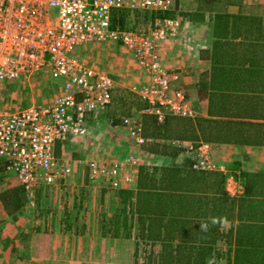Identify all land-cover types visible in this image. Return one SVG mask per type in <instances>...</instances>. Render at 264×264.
<instances>
[{
	"label": "crops",
	"instance_id": "obj_1",
	"mask_svg": "<svg viewBox=\"0 0 264 264\" xmlns=\"http://www.w3.org/2000/svg\"><path fill=\"white\" fill-rule=\"evenodd\" d=\"M177 1L180 0H176V3ZM182 1L184 4L185 1ZM196 2L197 4L189 6L185 14L182 13L183 24L178 36L161 41L158 44L162 66L169 73L179 74L178 79L173 81V86L186 91L188 100L194 109V115L192 116H179L169 113L165 116V119L168 116L183 118L188 125L189 135L192 138L175 139L171 142L144 136L146 141L143 144H138L134 139V144L130 145L127 134L116 133L119 130L123 131L124 134L129 133L124 124L125 118H133L135 122L143 127V118L146 120L153 117L154 114L144 112L150 106V103L143 99L138 92L141 86L151 82V78L142 67L125 68V66H122L120 61L125 63L126 59L128 61L133 58L132 55L120 43H108L109 46L105 49L110 52L105 50L106 56L108 54L113 55V62L115 63L113 66L118 68V72L115 73L108 67L107 72V75L114 79L116 85L112 91V101L105 110L88 114L87 131L83 135L69 133L66 138L57 140L54 146V154L60 164L72 166V179L79 177L83 170L79 163L77 164L81 160L79 158L85 155L89 158L92 156L95 152V140L100 135L98 127L107 123L111 130H107V128L105 132H115L113 137L109 134L108 142L114 145V148L109 145V149L122 154L129 149V151L133 150L138 153L136 155L141 156L142 161L137 168V180L135 183L124 185L118 189H112L105 181L104 186H100L99 190L94 191V186L91 185L92 182L89 179L87 166L89 159H87L84 168L87 173L85 179L77 184L82 187L80 195L75 192H71L72 195L58 192L62 191L60 185H65L63 183L52 185L42 183L37 189L33 200L28 197L24 190L25 203L18 209H14L13 204L6 206L3 196L6 192L17 189L22 185L15 173L8 170L6 162L0 158V257L5 258L7 253L19 250L17 247L20 244L27 251L25 254H20V257L13 256L14 259H1L0 264H140L139 259L141 256L139 255L141 252L146 256L145 264H158L154 262V256L161 250L162 245L154 243L148 238H142L140 234L136 204L139 193L144 190L147 191V196L154 193L158 194L161 197L160 199L166 197L168 205L164 214H224V212L238 214L231 219H226L224 222H218L216 236L215 239L213 238L212 253L208 254L209 256L205 260L207 264H247L250 252L259 250L261 240L253 238L254 231L251 233V230L247 227L257 221L249 218L248 220L243 219L242 222L240 216L241 214H245L244 218L250 214L252 216L254 213L251 209L252 200H264V66H262V70H259L257 69L258 66H249L250 62H241L240 60L244 57L259 58L264 63V46L261 51L251 49L241 52L240 50V54L237 56L239 61H236L235 65L232 64V61L235 60L236 54H226L229 56L227 58L217 55L213 52L216 38L211 32L213 25L210 20V13L207 11L205 22L193 20L190 17L199 9L198 0ZM176 3L171 11L177 9ZM226 4L222 0L219 4L220 9L230 13L245 11L246 13L262 16L264 23V3H255L253 0H238L237 6H227ZM230 25L237 26L238 23L234 25L231 22ZM242 33L241 37L233 39L235 42L233 44L239 45L243 40H247L243 36L249 39L252 38L255 43V38L263 36L264 30L254 29ZM97 44L99 43L93 42L78 48L83 51L88 48L90 54H92L96 51ZM256 44L259 47L260 44H263V41L260 40ZM110 46L112 49H109ZM135 63L139 65L136 60ZM109 66L111 65L109 64ZM46 72L41 71V73ZM120 72L134 78L135 83L126 84L124 82L125 84H118L116 79L119 80ZM37 73L40 74V71ZM47 73L50 74V88L47 89L48 92L44 89L46 93L40 94L34 91L33 87H39V84L34 83L32 86L31 82L27 87L24 86L23 90L15 89L11 93H8L9 87L0 89V108H2L0 111L9 110L12 105V95L15 93L21 95L19 98L20 104L26 92L29 93V97H27V99L30 98L29 104L43 105L51 102L60 93L63 80L52 77L51 72ZM38 79H42V77H38ZM117 85L122 88H116ZM55 86L58 87L56 89L57 93L54 97H51V94L55 92ZM121 93H126L127 96H125L129 98L127 105L130 104V98L134 99L135 97L136 99V96L144 100L145 104H142L141 107L131 106L129 116L127 114L121 115L118 112L119 109L118 114H116L112 111L115 102L114 97L118 95L116 100L119 101ZM25 107H22V109ZM170 127L175 128L176 126ZM100 131L103 134L105 133L104 130ZM117 135H120L119 138ZM116 138H118L117 141ZM179 141H191L194 145L198 143L207 144L211 159L217 164V168L204 170L194 168L196 154L194 151H188L186 147L181 148L182 151H186L181 154L179 159L170 156L172 154L169 151L168 153L164 152L169 150L167 146L170 143L177 146V148L181 147L177 143ZM124 144L128 146L127 149ZM154 144L157 146L155 148L158 151H154ZM162 144L167 146L161 147ZM120 148L124 150H119ZM97 153H101V151ZM185 160L192 162L191 171L194 170V172L190 173V177L187 179L183 177L179 183L176 182L174 186L170 185L171 189L168 188L169 185L161 183L159 169L177 163L181 164ZM211 172L216 173L212 175L214 178L210 176ZM142 177L145 178V181H142ZM230 177H233L242 188L240 194L234 196L228 192L227 181ZM79 180L80 178H78ZM247 184H250L251 195L249 194L246 197L245 186ZM160 185H163V187ZM71 187L74 188V184ZM65 188L67 189V187ZM90 188L93 189L90 190ZM49 191L52 192L48 194ZM85 197L89 199L90 203H84ZM76 203H79V205L75 208ZM35 206L38 208H34ZM33 211H37V214H43V226L32 229L35 223L32 225L29 223L28 230L23 227L19 228L17 225L20 221V215L32 214ZM13 214H17L16 217ZM70 214H101V217H83L84 225L80 229L81 231H76L74 224H76L78 218L75 216L73 218L74 223L70 224L72 217ZM120 214L128 216L127 224L121 223L119 230L111 229L105 233L104 229L108 227L106 226L109 223L108 221ZM62 218H66L65 224H63ZM189 218L192 219V216L187 215L186 219ZM45 220H47V223ZM94 222L96 226H91ZM242 223H248V225L240 228ZM4 226H9V230H5ZM63 228L74 235L79 233L81 235L82 233L94 237L92 241H90V238V240H87V238H81L80 236L66 242L61 238L64 235L61 231ZM240 229L241 231H239ZM116 232L119 233V237H115ZM165 232L164 229L161 230V233ZM96 233L99 237H96ZM251 234L252 236H250ZM42 250L47 251L49 256L51 254V257L49 259L42 258L40 256ZM240 252L241 255L238 254Z\"/></svg>",
	"mask_w": 264,
	"mask_h": 264
},
{
	"label": "built area",
	"instance_id": "obj_2",
	"mask_svg": "<svg viewBox=\"0 0 264 264\" xmlns=\"http://www.w3.org/2000/svg\"><path fill=\"white\" fill-rule=\"evenodd\" d=\"M182 1V0H180ZM176 0H0V82L26 79L43 68L63 80L54 99L43 105L29 104L19 111H0V158L15 173L28 197L34 199L41 184H66L73 173L54 154L57 140L69 133L83 135L87 116L105 110L112 101L115 81L74 55L89 43H120L150 76L139 89L150 103L144 110L160 121L169 113L192 116L194 109L184 89L175 88L178 73L161 63L158 44L178 33L179 18L157 17L147 31L112 26L114 10L166 12ZM128 132L138 144L146 139L141 124L125 118ZM196 154L194 168L216 169L208 145L179 141ZM140 164L131 153L111 161L89 160V177L102 178L112 189L135 183ZM227 190L238 195L242 188L233 177Z\"/></svg>",
	"mask_w": 264,
	"mask_h": 264
},
{
	"label": "trees",
	"instance_id": "obj_3",
	"mask_svg": "<svg viewBox=\"0 0 264 264\" xmlns=\"http://www.w3.org/2000/svg\"><path fill=\"white\" fill-rule=\"evenodd\" d=\"M222 0H198L199 9L193 15H191V19L193 20H201L202 22L206 21V13L207 11L210 13V20L212 21L211 32H213L216 41L214 42L215 46L213 48V52L217 55L222 56L223 58L229 57L226 54H236L235 60L232 61V64L235 65L236 61H239L237 56L241 52H245L247 50H255L261 51L264 46V35L260 36V38H255V43L252 38L249 39L246 36L247 40H243L240 44H233L234 38L241 37L242 32L250 30H264L263 17L254 15L251 13H246L245 11H238L237 13L226 12L225 10H221L219 4ZM120 13L113 11L112 13V26H121L122 28H127L129 14L126 12ZM139 15V14H138ZM138 15H136L138 17ZM143 17L146 19L155 20L157 17H176V14L173 11L167 12H150L145 11ZM233 22L234 25L238 23L236 26H231L230 23ZM247 35V34H246ZM263 41V44L260 46H256L258 42ZM248 46V48H246ZM256 46V48H254ZM241 62H250L249 66H258L257 69L262 70V66L264 63L262 59L259 58H247L244 57ZM255 62V63H254ZM119 91H121L119 89ZM126 93L120 95V100L117 101L116 97H114V104L112 111L116 114L118 112L123 115H130L129 110L131 106L136 105L141 107L142 104H145V101L140 97L136 96L137 100L130 98V104L127 105L128 99ZM134 96V95H133ZM127 98V101L125 100ZM119 109V111H118ZM118 111V112H117ZM152 115V114H151ZM147 118V117H146ZM143 127L142 133L143 136H150L156 139H163L166 141H175V139H191L192 136L189 135L188 125L184 121L183 118H174L167 117L164 121H159L156 115L150 117L149 119L143 118ZM175 125L176 127H170ZM168 144V143H167ZM170 145V146H169ZM161 147L167 146L166 144L160 145ZM153 148V146H151ZM154 144V151H158ZM168 151L172 154L175 159H179L181 154H183L186 150L182 151V147L174 146V144H168ZM173 149V150H171ZM192 162H182L181 164H176L170 167H163L160 170V181L161 183H165L167 185L174 186L175 183H179L182 181L183 177L187 179L190 177ZM213 172V171H212ZM216 174V173H212ZM209 173V172H206ZM143 176V175H142ZM144 177V176H143ZM141 178L142 181H145V178ZM224 177V176H222ZM154 174V179H155ZM211 178V177H209ZM212 178H214L212 176ZM251 183V181H250ZM164 184V185H165ZM250 184H247L246 187V197L251 193ZM143 186V185H142ZM163 187V185H160ZM171 186L168 187L171 189ZM167 187V186H166ZM173 188V187H172ZM155 189V186H154ZM256 189V188H255ZM155 191V190H154ZM146 190L141 191L138 196V202L136 210L138 212V221L140 234L142 238H148L149 240L154 241V243H159L162 245V248L157 254L154 256V262L158 264H207L205 261L207 257L212 253V248L214 244V237L216 236V229L218 227V222H224L226 219H231L238 214H164L166 211V206L168 205L166 197L160 199L161 197L158 194L146 195ZM263 194V193H261ZM251 195V194H250ZM3 200L6 206L13 204L15 206L14 209H18L25 203V191L23 186L17 187V189H13L10 192H6L5 196H3ZM243 199V198H242ZM243 201V200H242ZM251 209L253 214L252 216L248 215V217L244 218L245 214H241V220L253 219L257 222H253L255 224H251L249 226L247 224H240V228L248 227V229L254 231L255 234H252L253 238H258L261 240V247L259 250H255L250 252L249 261L247 264H264V200L259 201L258 199L252 200ZM256 210V211H255ZM14 216L17 214H13ZM121 215V214H120ZM115 216L111 218L106 224L104 232L114 229L119 230L121 223L127 224L128 216L122 214L121 216ZM192 216V219H186V216ZM16 217V216H15ZM213 219L216 220V223H213ZM188 220V221H187ZM245 223V222H244ZM243 225V226H242ZM166 231L165 233H161V230ZM241 231V229L239 230ZM246 232H248L246 230ZM119 233H115V237L118 236ZM129 235V234H127ZM214 238V239H213ZM193 240V241H191ZM176 243V244H175ZM246 254V252H244ZM209 254V255H208ZM241 255V252L238 253ZM245 254L243 255L245 257ZM150 259V258H149Z\"/></svg>",
	"mask_w": 264,
	"mask_h": 264
},
{
	"label": "rangeland",
	"instance_id": "obj_4",
	"mask_svg": "<svg viewBox=\"0 0 264 264\" xmlns=\"http://www.w3.org/2000/svg\"><path fill=\"white\" fill-rule=\"evenodd\" d=\"M185 2H184V4H183V1H177V5H176V10H172L175 14H176V16L177 17H173V18H180V28H179V30H178V33L176 34V36H174L173 38H176L177 36H178V34L180 33V30H181V28H182V24H183V20L181 19V17H182V13H186V10L189 8V6H192V5H194V4H197V2H196V0L194 1V0H184ZM227 4V6H237L238 5V0H224ZM253 2H259V3H264V0H253ZM186 3V4H185ZM220 6V5H219ZM186 8V9H185ZM114 11H116L117 13H120L121 11L120 10H114ZM169 11H171V9L169 10ZM122 12H126L127 14H129V18H128V27L127 28H125V29H137V30H140V31H147V30H149L150 28H152L153 27V24H154V20L152 21V19H146L145 17H143V13L145 12V11H134V12H131V11H129V10H125V9H122ZM167 12V11H166ZM139 14V15H138ZM136 15H138V17L136 16ZM170 39V38H169ZM108 43H112V44H116V43H114V42H108ZM108 43H99V44H97V48H96V51H94V53H92V54H90V51L88 50V48L87 49H85L84 51L83 50H81V48H76V52H75V56L77 57V58H79L81 61H83V62H85L86 64H88L89 66H91V67H93L94 69H96V70H99V71H102V72H105V73H107L108 72V67H110V70L112 71L113 70V72H118V68H117V66H113L115 63L113 62V55H110V54H108V56H106V51L105 50H107L108 52H110L108 49H105L106 47H108L109 45H108ZM113 47V46H112ZM83 49V48H82ZM109 49H112L111 48V46H110V48ZM81 50V51H80ZM113 52H114V49L112 50ZM114 54V53H113ZM81 55V56H80ZM117 56V55H116ZM106 57V58H105ZM126 59V58H125ZM131 59V60H130ZM128 61H127V59H126V62L125 63H123V62H121L120 61V64L122 65V66H125V68L126 67H131V68H138V67H140L139 65H137L136 63H135V60L133 59V58H130ZM109 64L111 65V66H109ZM41 71H43V72H50V70H49V68H43V69H41L40 70V74L39 73H36L35 75H32L31 77H29V78H26V79H20V80H14V81H11V82H0V89L2 90V89H4L5 87H9V90H8V93L10 92H13V90H15V89H17V90H23L24 89V86H26L27 87V85L29 84V82H31L30 84L33 86V84L34 83H38L39 84V87L37 86V87H33V90L34 91H37V92H39L40 94L42 93H46V92H48V88H50V84H49V79H50V74H48L47 72L46 73H41ZM121 73V75L119 76V80L118 79H116L117 81H118V84L120 83H122V84H125L124 82H126V84H131V83H135V80H134V78H132L131 76H126L124 73H122V72H120ZM38 77H42V79H38ZM111 77V76H110ZM121 78V79H120ZM10 84V85H9ZM119 85H117V87L116 88H122V87H118ZM25 87V88H26ZM58 87L57 86H55V92H53V94H51V97L53 96H55L56 95V93H57V89ZM124 88V87H123ZM44 89L45 90H47L46 92H44ZM26 90H27V88H26ZM1 92V91H0ZM50 92V91H49ZM52 93V92H51ZM1 94V93H0ZM48 94V93H47ZM1 96V95H0ZM48 96H50V95H48ZM21 97V95L20 94H18V93H15V94H13L12 95V98H11V101H12V105H11V107H9V110L10 111H19V110H21L22 109V107H24V106H27L28 104H29V102H30V98H28L27 99V97H29V93L28 92H26V93H24V102H23V100H22V103L20 104L19 103V98ZM0 109H2V108H0ZM108 125L109 124H103V125H101V126H99L98 128V131L100 132V135H99V138L98 139H96L95 140V146H94V153L92 154V156H90V158L89 157H87V155H85V156H83V157H80L79 159H81V160H79L78 162H77V164L79 163V165L81 166V168L83 169L82 170V172H81V174H79V177H76V178H74V179H72V175L69 177V180H68V182L65 184V185H60L61 186V188H62V191H58V192H60V193H62V194H65V195H72L71 194V192H75V193H79V195H80V191H81V186H79V185H77L79 182H81L82 181V179H85V176H86V169H84L85 168V162H87V159H89V160H92V159H94V160H98V161H111V160H114V159H120V158H122V157H125L126 155H128V154H131V153H134V154H136L135 153V151H133V150H130L129 151V149L125 152V153H117V152H115V151H113V150H111V149H109L108 148V146L110 145L111 146V148H114V145L112 144V143H110V142H108V137H109V134L113 137V136H115L113 133H115V132H113V131H111L110 133H106L105 132V129H107V130H111L109 127H108ZM100 130H104V134L100 131ZM99 132H98V134H99ZM102 133V134H101ZM116 133H121V135H128L127 137H128V143H130V145L132 144H134V138L130 135V133H123V131L121 132L120 130H119V132H116ZM120 136V135H119ZM119 136L117 135V137L119 138ZM118 138H116V141L118 140ZM125 146H126V149L128 148V146L126 145V144H124ZM115 146H117L116 144H115ZM95 147H96V149H95ZM98 150V151H97ZM119 150H124L123 148H120ZM101 151V153H97V152H100ZM100 154H103V155H100ZM138 154V153H137ZM100 155V156H99ZM138 158H139V162L141 163V161H142V158H141V156L139 155H136ZM74 159V158H73ZM150 161V160H149ZM73 174V173H72ZM78 178H80V180L78 181ZM89 179L91 180V185H93L94 186V191L97 189V190H99V187L101 186H104L105 184V180H103L102 178H98L97 180H95V179H92V178H90L89 177ZM72 180H75V181H72ZM107 182V181H106ZM74 184V188L73 187H71L72 185ZM109 184V183H108ZM65 187H67V189L65 188ZM59 188V187H58ZM74 189V190H73ZM93 189V188H92ZM91 188H90V190H92ZM77 190V191H76ZM52 191H49L48 192V194L49 193H51ZM54 192V191H53ZM76 195H78V194H76ZM75 195V196H76ZM45 196H47V194H45ZM85 202L84 203H88L89 202V199L87 198V197H85ZM90 203V202H89ZM77 205H79V203H76V205L74 206L75 208H76V206ZM30 206V205H29ZM37 206H35L34 208H36ZM38 208V207H37ZM37 211H33L32 212V214H21L20 215V221L18 222L19 224L17 225L19 228H24L25 230H28V228H29V223L32 225V224H34L35 223V225H33L32 226V229L33 228H37L38 226H39V228H41L42 226H43V220H42V216H43V214H37L36 213ZM5 216H6V214H4ZM70 216H72L71 217V221H70V224L73 222L74 223V220H73V218L75 217V216H77V218H78V220H76V224H74L75 225V228H76V231L77 230H79V231H81L80 229H82V226L84 225L83 224V222H84V219H83V217H86V218H92V217H94V216H97V217H101V214H70ZM103 216V215H102ZM48 220H50V219H48ZM62 220H63V224H65L66 223V218H62ZM45 222L47 223V220H45ZM96 223H97V221H95ZM95 222L94 223H92V225L91 226H96V224H95ZM72 223V224H73ZM79 223V224H78ZM39 224V225H38ZM98 226V225H97ZM4 228H5V230H9V226L7 227H5L4 226ZM23 230V229H22ZM57 231H58V226H57ZM62 232H63V236L61 237L62 238V240H65L66 242L68 241V240H73L75 237H77V238H79L80 236H81V238L82 237H84L85 239L87 238V240H90V241H92V239H93V235H86V234H82L81 233V235H79L80 233L79 232H77V233H79V234H76V235H74V234H71L70 232V234L66 231V230H64V228L61 230ZM72 231H74V230H72ZM73 233V232H72ZM97 233H98V229H97ZM96 233V237H99V235ZM58 236H59V234H58ZM20 238V237H19ZM18 238V239H19ZM73 238V239H72ZM90 238V239H89ZM21 240V239H20ZM30 240H32V239H30ZM39 243V242H38ZM21 245V244H20ZM18 246L17 248L19 249V250H17V251H14V252H9V253H7L6 254V257L5 258H2V257H0V260L1 259H14V257L13 256H18V257H20L19 255L21 254H25V252H27L26 250H24V248L22 247V246ZM41 257L42 258H47V259H49V257H51V254H50V256H49V254H47V251H44V250H42L41 252ZM46 257H45V256ZM139 256H141L140 257V264H145L144 263V260L146 259L145 257V255H144V253L143 252H141L140 253V255ZM22 257V256H21ZM36 257H38V256H36Z\"/></svg>",
	"mask_w": 264,
	"mask_h": 264
},
{
	"label": "clouds",
	"instance_id": "obj_5",
	"mask_svg": "<svg viewBox=\"0 0 264 264\" xmlns=\"http://www.w3.org/2000/svg\"><path fill=\"white\" fill-rule=\"evenodd\" d=\"M213 223H216V220L215 219H213Z\"/></svg>",
	"mask_w": 264,
	"mask_h": 264
}]
</instances>
